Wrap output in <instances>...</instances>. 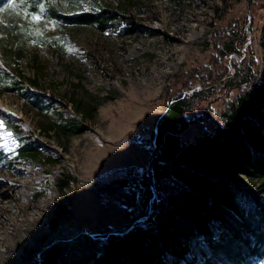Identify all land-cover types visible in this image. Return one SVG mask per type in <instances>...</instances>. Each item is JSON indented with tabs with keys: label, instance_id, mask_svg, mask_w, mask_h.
Segmentation results:
<instances>
[{
	"label": "rangeland",
	"instance_id": "1",
	"mask_svg": "<svg viewBox=\"0 0 264 264\" xmlns=\"http://www.w3.org/2000/svg\"><path fill=\"white\" fill-rule=\"evenodd\" d=\"M7 3L3 0L0 8ZM40 5L44 14L38 21L12 9L0 11V69L31 98L0 93V120L19 124L42 151L38 160H22L12 132V141L0 139V206H8L0 209V264H39L52 247L63 252L58 264H93L110 243L97 236L111 232L126 243L125 234L138 220L143 219V228L153 226L163 196L182 188L172 179L153 182L152 163L148 183L154 201L146 209L143 190H131L137 174L130 182L126 179L129 172L140 173L152 152L155 159L154 132L167 109L180 99L187 101L184 124L191 119L196 130L205 127L212 134L216 124H224L229 101L242 92L231 87L240 71L258 72L264 80V0H26L25 12L39 14ZM100 5L127 6L137 31L129 35L121 21L103 34L61 18L73 7ZM249 12L253 37L246 53L228 52L215 64L213 58L233 37L222 40L223 33L221 39L212 33L238 25L242 37L236 40L237 52L245 37L244 50ZM230 54L234 57L229 60ZM64 119L87 130L63 134L56 122ZM191 137L184 134L185 140ZM48 156L58 161L49 164ZM252 159L251 167L264 171V149ZM62 174L74 178L64 193L56 186ZM118 180L127 182L120 191L101 187ZM233 180L264 201L249 179ZM168 222L158 241L116 243L110 253L114 264H241L248 253L238 240L227 242L231 232L224 229L209 227L208 235L191 238L177 234V224ZM179 243L189 247L183 259L176 252ZM260 252L257 264H263L264 245Z\"/></svg>",
	"mask_w": 264,
	"mask_h": 264
},
{
	"label": "trees",
	"instance_id": "2",
	"mask_svg": "<svg viewBox=\"0 0 264 264\" xmlns=\"http://www.w3.org/2000/svg\"><path fill=\"white\" fill-rule=\"evenodd\" d=\"M2 1L0 0V3ZM52 11L54 15H57L58 12L55 9ZM128 13L127 6L100 5L95 9L86 10L76 6L70 12L62 14L61 18L76 26L92 27L103 34L111 33L116 25L121 21H126L127 33L132 35L137 31L134 29L136 23ZM237 26L235 25L228 31L218 28L212 33V36L218 34L220 39L223 33L222 40L233 37L225 44L226 48L213 58L215 64H218L228 52H235L239 55L243 53L242 46L245 43V37L241 40L240 52H237L236 40L242 37L237 32ZM235 63L232 62L233 65H236ZM202 77L206 78L203 75ZM226 85L225 88L229 84ZM231 87H238L242 92L229 101L231 111L221 114L225 124L215 125L214 135L208 134L198 139L195 148L180 146V136L177 135L193 123V120L188 119V124H184L186 122L185 113L188 111L187 101L178 100L160 117L158 132H154V137L157 135V147L161 145L163 137L165 140L161 151L153 161L151 179L153 182L160 183L164 179L175 176L186 184L188 190L181 194L172 191L163 196L161 204H156L161 209L156 215L159 220L149 228L142 227L143 219L138 220L134 229L125 234L126 243L122 242V236L111 234V232L97 236L99 242L110 240V243L108 242L101 251H98L93 264H114L110 253L117 248L114 246L116 243L131 246L146 244L150 240L158 241L159 235L165 232L168 221L177 224L179 227L176 230L177 234L182 231L183 236L188 235L191 238L200 234L208 235L209 227L213 230L214 226L218 232L223 229L227 233L231 232L227 242L230 243L233 239L238 240L246 246L248 251L247 255L244 252L241 264L247 262L249 256L256 257V253H261L260 248L264 245V201L258 202L257 194L259 193L241 189L233 178L246 177L252 182L253 189L258 188L261 194H264V171L251 167L252 158L264 149V80H261L257 73L246 68L240 71L238 79ZM0 93H12L22 100H31L26 95L23 85L18 80L9 78L8 72L4 69H0ZM197 117L200 119L202 116ZM1 119L5 121V126L17 139L19 159L34 161L42 157L40 146L24 135L19 124L10 122L6 118ZM204 119L203 116L200 120ZM56 125L66 135H79L87 130L86 126L72 119L61 120V122H56ZM176 151L178 154L174 155ZM46 159L49 164H55L58 161L50 156ZM136 171H128L129 177L126 179L130 182V177L132 175L136 177L137 174V183L131 190L133 194H138L142 189L143 207L150 209L153 191L148 180L144 179L138 170ZM73 182L74 178L71 174H62L56 181V186L60 192L64 193ZM126 186L127 182L118 180L101 187L109 191H120ZM188 251V245L178 244L176 252L182 259L187 256ZM62 256L63 252L59 248H49L39 264H58Z\"/></svg>",
	"mask_w": 264,
	"mask_h": 264
},
{
	"label": "crops",
	"instance_id": "3",
	"mask_svg": "<svg viewBox=\"0 0 264 264\" xmlns=\"http://www.w3.org/2000/svg\"><path fill=\"white\" fill-rule=\"evenodd\" d=\"M195 125L196 124H193L190 127H188L186 130H184L181 133L177 134V135L180 136V140H179L180 146H182V147L189 146L188 148H195L196 141L198 139L202 138L203 136H206V135L209 134V133L206 132V128L205 127H202L199 130L198 129L196 130ZM216 125H218V124H216ZM219 125H221V124H219ZM186 132H189V133L192 134V137L190 139H187V140L184 139V134ZM209 135L210 136H213L214 133L209 134ZM162 140L163 141H161V145L159 146L157 152L155 153V157L157 156V154H159V152L161 151L162 146L164 145V140H165L164 137H163ZM176 154H178V151H176V153L174 155H176ZM177 175H178V173H177ZM169 179L170 180L171 179L174 180L175 183L180 184L182 186V188H180L181 190L180 189L179 190L178 189H175V190H173V192L180 193L181 194L182 192H186L188 190L186 184L181 179H179L178 177L173 176V177H171Z\"/></svg>",
	"mask_w": 264,
	"mask_h": 264
},
{
	"label": "snow or ice",
	"instance_id": "4",
	"mask_svg": "<svg viewBox=\"0 0 264 264\" xmlns=\"http://www.w3.org/2000/svg\"><path fill=\"white\" fill-rule=\"evenodd\" d=\"M21 6H24L23 8ZM40 13L39 14H28L25 12L26 8V0H8V3L4 8H0V11H4L6 9H12L16 11L18 15H24L25 18L30 16L32 21H38L41 16L44 14V6L40 5ZM0 139H4L5 141H12L13 134L11 131H8L5 127V121L0 120ZM14 142V141H13Z\"/></svg>",
	"mask_w": 264,
	"mask_h": 264
},
{
	"label": "water",
	"instance_id": "5",
	"mask_svg": "<svg viewBox=\"0 0 264 264\" xmlns=\"http://www.w3.org/2000/svg\"><path fill=\"white\" fill-rule=\"evenodd\" d=\"M251 22H252V16H251V14L249 12V24L246 27V32H248L249 36H248V40H247V42H246V44L244 46V50H243L245 53H246L247 47L251 44L252 37H253L252 33L249 31V26L251 25ZM233 57H234L233 54H230L228 56L229 60L232 59ZM230 64H232L231 61H230ZM193 91H195V90H193ZM156 131L158 132V127H157ZM156 137H157V135L155 136V139H154V148H155V150H157ZM153 159H154V152L151 153V155H150V157H149V159L147 161V164L140 169V173L141 174H145L146 178L148 179L149 182H150V175H149L148 171H149L150 167L152 166ZM151 188H152V191L154 192V189H153L152 186H151ZM153 201H154V197H152V199L150 200V207L153 206ZM132 229L133 228L131 227L130 230H132Z\"/></svg>",
	"mask_w": 264,
	"mask_h": 264
},
{
	"label": "built area",
	"instance_id": "6",
	"mask_svg": "<svg viewBox=\"0 0 264 264\" xmlns=\"http://www.w3.org/2000/svg\"><path fill=\"white\" fill-rule=\"evenodd\" d=\"M178 216H179V215H178ZM213 231H214V232H218L217 229L215 228V226H214V228H213ZM244 264H256V262L253 260V257L249 256L247 262H245Z\"/></svg>",
	"mask_w": 264,
	"mask_h": 264
},
{
	"label": "bare ground",
	"instance_id": "7",
	"mask_svg": "<svg viewBox=\"0 0 264 264\" xmlns=\"http://www.w3.org/2000/svg\"><path fill=\"white\" fill-rule=\"evenodd\" d=\"M237 54V53H236ZM247 55V54H246ZM248 58V57H247ZM233 62V61H232ZM229 65H230V63H229ZM258 73V72H257ZM8 206L7 205H2V206H0V209H6ZM12 210V209H11ZM13 220H15L14 219V217L12 218ZM9 222L10 223H12V220H9Z\"/></svg>",
	"mask_w": 264,
	"mask_h": 264
}]
</instances>
